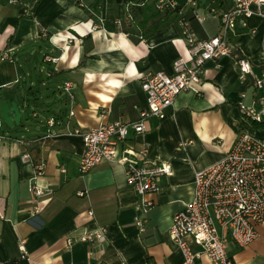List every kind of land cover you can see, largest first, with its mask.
Listing matches in <instances>:
<instances>
[{"label": "crops", "instance_id": "obj_1", "mask_svg": "<svg viewBox=\"0 0 264 264\" xmlns=\"http://www.w3.org/2000/svg\"><path fill=\"white\" fill-rule=\"evenodd\" d=\"M84 1L86 7L75 0H0V53L8 56L0 59V131L7 136L0 141V264H182L169 226L172 213L191 196L194 171L224 158L240 131L264 138V127L237 107L241 93L246 103L258 96L253 77L241 80L232 56L208 60L200 94L181 91L165 117L150 118L138 133L129 131L126 142L146 149L138 158L170 165L158 191L139 197L126 182L124 167L114 161L102 160L79 174L82 139L66 132L64 122L86 129L108 120L137 119L145 107L142 75L170 72L172 60L187 55L177 20L155 31L157 22L149 30L140 27L143 15L156 10L152 0ZM178 1L189 16V4ZM197 1L205 18H190V29L198 37L215 34L218 18L205 9L212 0ZM222 2L218 9L232 5V0ZM145 5L150 9L144 14L136 11ZM127 11L133 21L117 28L114 19ZM230 40L258 73L264 59L262 20L246 18V26H239ZM47 55L55 59H44ZM65 81L73 82L72 101ZM2 99L17 103L18 124L3 122ZM50 115L57 121L49 128L45 119ZM47 128L51 135L46 136ZM17 138L30 140L29 159H21L25 148ZM36 160L44 162L36 180L45 192L39 196L40 211L30 215L27 185ZM141 199L152 203L144 230L133 220ZM100 226L108 232L104 243L79 240ZM256 230L246 246L227 241L236 264H264V221ZM195 264L211 262L202 254Z\"/></svg>", "mask_w": 264, "mask_h": 264}, {"label": "built area", "instance_id": "obj_2", "mask_svg": "<svg viewBox=\"0 0 264 264\" xmlns=\"http://www.w3.org/2000/svg\"><path fill=\"white\" fill-rule=\"evenodd\" d=\"M153 1L159 12L178 8L177 22L186 43L187 55L175 57L170 72L157 69L142 75L140 85L145 95V107L139 110L137 119L129 122L108 120L86 129L71 125L68 120L64 122L66 132L79 135L82 139L83 152L78 161V173H85L102 160L117 162L124 167L125 180L132 185L139 197L160 189L159 179L170 173V165L167 162L148 164L143 158H138L139 154L145 156L146 149L135 148L126 142L129 131L138 133L147 127L150 118L165 117L181 91L200 94V83L208 60L232 56L241 80L252 75V84L258 96L246 103L244 92L241 93L237 107L252 122L264 120V59L260 70L254 74L250 60L241 55L230 40L239 26H246V18L252 15L262 20L264 33V0H232V5L225 9H218L213 1L209 2L205 9L207 13L217 16L218 31L207 37L196 36L189 27L190 18L198 21L205 18V13L199 11L197 0H185L190 6L189 16L183 9V3L178 0ZM123 21H133L131 12L127 11L123 16L115 18L114 24L121 29ZM249 31L254 32L255 27H250ZM7 57L6 53H0V59ZM44 59L54 60L55 57L47 55ZM72 84V81H65L63 84L71 101ZM72 113L73 110L70 109L69 114ZM56 121L52 115L45 119L49 128ZM49 128L46 136L52 134ZM5 138L7 136L0 131V141ZM17 140L25 148L20 155L21 159H29L26 148L30 140ZM43 173L44 162L36 160L27 185L30 215L41 209L39 196L45 192V187L39 185L36 179ZM77 194L82 195L83 191H77ZM151 204V201L141 199L140 210L133 216L134 223L140 230L145 228V213ZM262 221L264 138L244 130L236 135L224 158L194 171L191 196L172 213L169 235L182 253V264H195V260L202 254L211 264H236L227 251V241L230 239L237 246H246L257 236L256 225ZM107 235V228L100 226L84 233L79 240H96L102 244L107 240ZM71 242L72 239L68 238L67 243ZM19 246L21 252L26 253L22 241Z\"/></svg>", "mask_w": 264, "mask_h": 264}, {"label": "trees", "instance_id": "obj_3", "mask_svg": "<svg viewBox=\"0 0 264 264\" xmlns=\"http://www.w3.org/2000/svg\"><path fill=\"white\" fill-rule=\"evenodd\" d=\"M77 4H79L82 7H86V2L84 0H75ZM215 4L216 7L222 8L223 7V2L222 0H212ZM152 3L154 4V1L152 0ZM146 9H150L148 5H145L144 7L138 6L136 7V11L141 12L142 14H144ZM156 9V8H155ZM178 8H175L173 10H166L162 13H160L157 9L154 10V12H150L149 15L145 16L143 15L142 19L139 22L140 27L143 30H149L150 27L154 24V22H157V26L153 27V31L158 30L160 28V26H163L165 24H167L168 22H171L173 20H177L178 18ZM132 14V13H131ZM162 16V19L157 18L156 20L153 19L156 16ZM152 18V20L155 21H151V23H148V19ZM259 126H263L264 127V123L263 122H259L257 123Z\"/></svg>", "mask_w": 264, "mask_h": 264}, {"label": "water", "instance_id": "obj_4", "mask_svg": "<svg viewBox=\"0 0 264 264\" xmlns=\"http://www.w3.org/2000/svg\"><path fill=\"white\" fill-rule=\"evenodd\" d=\"M2 108V120L3 122L10 126L13 122L18 124L21 116V111L18 109L17 103L12 101L10 104L6 100H1Z\"/></svg>", "mask_w": 264, "mask_h": 264}]
</instances>
